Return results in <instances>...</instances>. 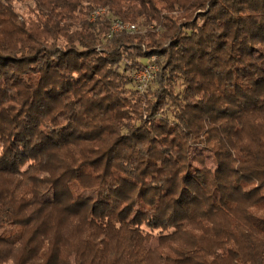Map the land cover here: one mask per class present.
<instances>
[{"label": "trees", "instance_id": "trees-1", "mask_svg": "<svg viewBox=\"0 0 264 264\" xmlns=\"http://www.w3.org/2000/svg\"><path fill=\"white\" fill-rule=\"evenodd\" d=\"M0 264H264V0H0Z\"/></svg>", "mask_w": 264, "mask_h": 264}, {"label": "built area", "instance_id": "built-area-1", "mask_svg": "<svg viewBox=\"0 0 264 264\" xmlns=\"http://www.w3.org/2000/svg\"><path fill=\"white\" fill-rule=\"evenodd\" d=\"M105 12V9H100L94 12L92 15V19H94L96 16L102 15ZM139 28L132 24L122 23L119 20H113L112 25L108 34V37H111L113 34L117 33H128L133 34L137 32ZM157 68L152 63H149L146 68L137 71L133 75V79L137 84V88L140 91L145 90V88L148 86V84L152 81L153 77L155 76Z\"/></svg>", "mask_w": 264, "mask_h": 264}, {"label": "rangeland", "instance_id": "rangeland-1", "mask_svg": "<svg viewBox=\"0 0 264 264\" xmlns=\"http://www.w3.org/2000/svg\"><path fill=\"white\" fill-rule=\"evenodd\" d=\"M24 8V7H23ZM23 8H20V10H22ZM23 10H25V8L23 9ZM142 62H144V63H146V61L145 60H143ZM155 77V76H154ZM153 77V78H154ZM201 152V150H200V148L199 147H192V150H191V154L192 155H195V154H197V153H200ZM204 156H206V159H205V165L207 166V167H209V168H213L214 167V161H213V159L208 155V154H204ZM49 199H51V194H48V195H46L44 198H43V200H49Z\"/></svg>", "mask_w": 264, "mask_h": 264}]
</instances>
